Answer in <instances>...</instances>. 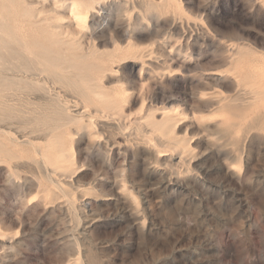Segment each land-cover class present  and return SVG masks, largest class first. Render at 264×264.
I'll return each instance as SVG.
<instances>
[{
    "label": "rangeland",
    "instance_id": "1",
    "mask_svg": "<svg viewBox=\"0 0 264 264\" xmlns=\"http://www.w3.org/2000/svg\"><path fill=\"white\" fill-rule=\"evenodd\" d=\"M87 1L80 81L0 71V264H264V0Z\"/></svg>",
    "mask_w": 264,
    "mask_h": 264
},
{
    "label": "bare ground",
    "instance_id": "2",
    "mask_svg": "<svg viewBox=\"0 0 264 264\" xmlns=\"http://www.w3.org/2000/svg\"><path fill=\"white\" fill-rule=\"evenodd\" d=\"M19 1H24L27 3L26 5H29L32 2L39 3L41 0H35V1H32V0H2V2L0 0V71L11 70L10 72L18 73L21 70H18L16 68H25V69L31 70V69H35L37 65H40L41 69L47 73L46 76L51 75L56 79H60V78H63V74H61L58 69L61 70L65 67H72L76 70L74 71L72 78L73 79L75 78V80L80 81L82 78L80 71L83 69L85 65H83L82 62L80 63V60L78 59L84 58L85 55L82 54V55L68 56V55L63 54L61 51L64 50L63 48L64 46H66L68 49H73V50L74 48L81 46V43L77 42V39H75V35L83 31L85 33L87 30L85 27L86 20H87L89 12L93 10V6L90 4V1L72 0V2H69L71 3L69 4L70 5L69 24L71 28L67 30V32L65 30L66 36L68 37L69 41H64L62 40V38L57 36L61 32V30H59V31H56V33L54 32L56 36L53 35L52 37L47 39L45 44H43L42 41H39L36 38L33 39L30 44H27L26 38L28 39V36L31 33L30 30L33 29L34 25H35L34 27H36V23L47 21L51 18L49 14H44V16L42 17L38 16L37 18L32 19L34 16H36V13L47 12L50 10L55 11L56 7L45 8L46 6H44L43 4L41 7L22 6L19 8L22 14H18L17 8L19 5L17 3ZM57 1H61V0H54V2H57ZM62 5L64 4L62 3ZM56 13L58 14L60 12L57 11ZM48 27H51V25L50 24L46 25L44 29L47 30ZM60 29L62 28L60 27ZM55 45H59L58 51L53 49L52 46H55ZM33 46H38L40 50L39 51L33 50L32 49ZM86 66L88 65L86 64ZM90 66H92V64L89 65V67ZM30 74H27V75H30ZM0 77L1 79H3L2 76ZM77 86L80 89H82L83 85L81 82H78ZM169 120H170V117L168 113H163L161 120L151 121V123L157 128H166L169 124Z\"/></svg>",
    "mask_w": 264,
    "mask_h": 264
}]
</instances>
